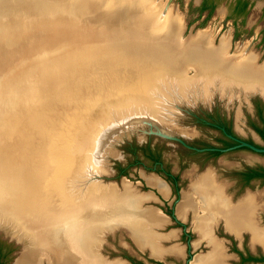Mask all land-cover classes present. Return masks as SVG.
Returning <instances> with one entry per match:
<instances>
[{
	"label": "water",
	"instance_id": "1",
	"mask_svg": "<svg viewBox=\"0 0 264 264\" xmlns=\"http://www.w3.org/2000/svg\"><path fill=\"white\" fill-rule=\"evenodd\" d=\"M44 1L48 8L56 6L58 9H69L71 2ZM169 3L170 0L164 2L160 16ZM40 4H43L40 0H0V6L20 10L30 19L37 16L34 10ZM50 13L46 21L48 26L13 31L15 44L0 45V225L15 232V241L22 244L20 253L34 237L37 220L41 219L42 225L44 219H54L56 208L61 206L60 195L67 197V202L79 203L73 190L84 192L87 185L97 182L121 187L124 175L118 181L112 179L103 183L101 179L112 173L107 162L111 155L108 149L113 151L118 138L127 134V129L135 123L144 124V127H137L141 132L187 145L178 133L163 128L156 120L157 115H162L158 108L168 114L172 112L158 106L160 95L157 92H161L158 88L162 84L178 83L179 86L180 78L191 81L198 76L193 64L184 65V72L177 73L171 62L159 53L136 46L127 38L111 37L107 33L109 28L104 32L107 34L97 33L94 37L74 33L72 26L81 24L80 14L69 17L63 11ZM92 14L87 15L93 19ZM26 19L23 16L24 21H29ZM85 26L96 28L93 22ZM114 28L117 31L119 26ZM182 31L181 38L193 32L188 30L185 34ZM111 33L115 35L116 32ZM63 37L70 43L68 47L80 50L81 56L70 64L63 63L52 72L34 63L17 65L18 58L27 49L39 48L46 40ZM20 38L38 42L26 48L27 45H18ZM211 82L209 88L218 89L217 82ZM232 89L241 92L244 99L255 90L242 84H235ZM174 106L188 110V107ZM124 120L127 125L118 129L120 125L117 127L116 122ZM226 134L237 142L228 147H190L224 151L244 145L264 152V147ZM132 186L139 192L144 191L135 182ZM146 201L142 200L140 205H149ZM99 227L102 229L97 235L104 239L109 230L122 228L127 232L125 226L118 223H104ZM99 240H95V245ZM101 245L100 241L97 246L100 254Z\"/></svg>",
	"mask_w": 264,
	"mask_h": 264
},
{
	"label": "bare ground",
	"instance_id": "2",
	"mask_svg": "<svg viewBox=\"0 0 264 264\" xmlns=\"http://www.w3.org/2000/svg\"><path fill=\"white\" fill-rule=\"evenodd\" d=\"M71 2L70 8L75 14H80L78 17L81 24L78 27L75 24L72 26L74 33L78 35L94 37L97 33L98 35L109 33L111 37L127 38L128 42L136 46H145L151 51L159 53L160 57L171 62V66L176 69L177 73L184 72V65L193 64L197 72L196 75H198L201 71H198L196 66L197 57L215 58L213 59L215 65L208 61V65L218 69L215 73L209 75L203 73L202 76H197L191 81L186 77L180 78L181 84L179 83L177 87L182 92L180 94L183 98L190 97L191 101L197 97L208 99L211 81L217 82L218 89L214 90H218L219 93L220 91L225 93V89L232 90L235 84H242L246 88L255 90L258 88L264 90V61L259 64L256 60L258 55L252 50L241 58V62L235 63L237 60H234L235 57H232V54L224 55L229 45L228 36L222 37L216 53L212 49H208L210 47H202L209 43L211 38H207L206 34L195 37V46L193 43L182 45L190 37L199 33V29L196 33H189L184 38L180 37L182 29L174 31L173 34L167 32V24L166 22L162 24L161 20L165 17L170 3L164 14L155 16L147 15L143 7L137 6L139 3L133 6L129 4L122 6L123 4H110L107 0H71ZM153 12L156 13V11ZM91 13H94L92 14L94 15L93 19L87 15ZM159 20L161 22H157ZM91 21L96 24L95 29L85 26L87 23H92ZM109 25L110 27H108ZM117 25L119 26L118 33L114 28ZM108 28L110 32L104 33L108 31ZM203 31L209 32L210 30L205 28ZM111 32L117 34L112 35ZM220 82L225 84H220ZM214 86L216 87L215 84ZM189 94L192 95L189 96ZM238 94L240 93L238 92ZM173 96L177 95L173 94L171 97ZM202 99L200 100L202 101ZM173 107L175 108V106ZM119 123V121L116 122L117 127L120 125L118 129L127 125L125 120ZM145 178L147 183L156 184L158 190L162 194H166L164 189L166 185L163 186L158 178L150 176ZM203 180L209 184V187H205L204 184L201 187ZM213 183V176L209 172L205 173L198 181L196 180L190 193L183 195L177 205L179 216H183L188 207L193 210L194 229L200 238L205 237L212 247L207 255H197L191 264H223L221 244L210 237L211 225L218 218H222L225 227L230 230L247 228L251 235V242H259L264 249V224H257L254 220V211L256 208L264 210V204H258L254 200V196L251 195L232 203L228 196L223 195L225 193H223L222 187ZM87 186L89 187L84 192L76 193L75 190L72 192L80 200L79 203H72L70 200L69 203L67 197L60 195L61 206L56 208L57 214L54 219H44L42 225H40L41 219L37 220L34 237L16 257L15 264H29L28 258L31 261L29 256H34L32 258L34 264H41L42 258L47 259L49 264H120L116 259H105L97 251L100 241L104 242V238L98 236L97 231L102 229L99 225L104 223L124 225L127 234L132 239L135 236V240H133L136 245L148 248L149 252L155 256L161 255L165 248L160 240L166 237V234L155 231L153 227L162 226L165 216L159 209L152 208L151 205V207L140 205L142 200L155 197L151 192L149 194L137 191L126 178L122 179L120 188L100 182ZM50 221L52 222L50 223ZM168 234L173 235L174 231ZM132 235L134 236L132 237ZM95 240H99L98 245H95ZM209 244L207 243L210 248ZM169 251L178 253L179 246L173 244L169 247Z\"/></svg>",
	"mask_w": 264,
	"mask_h": 264
},
{
	"label": "flooded vegetation",
	"instance_id": "3",
	"mask_svg": "<svg viewBox=\"0 0 264 264\" xmlns=\"http://www.w3.org/2000/svg\"><path fill=\"white\" fill-rule=\"evenodd\" d=\"M202 1L199 0L196 7V16L198 18L202 17L201 19L204 21L213 12L215 1L205 0V7L199 8L203 3ZM210 5H212L211 8ZM248 5L249 0H234L231 6L229 4L227 9H223V13H226V17L232 18L233 23H237V18L242 23L248 11ZM259 17L261 19L259 40L264 43V5L260 9ZM182 20L183 28L187 27L184 18ZM198 29L202 30V27L192 25L191 30H193V33H196ZM236 35L235 30L233 34L223 33L220 38L228 36L230 45L232 36L236 37ZM206 36L207 38L212 36L213 44L220 42V39L213 40L211 31L206 32ZM227 50L229 54L237 53L239 58H243L250 50L254 51L249 42L245 41H238L233 51H230L229 47ZM254 52L258 54L256 60L261 64L264 57L260 53ZM242 101L245 103L242 111V125L245 133L239 132L233 126L234 117L231 111H226V107L214 103L207 107L188 108L187 111H184L195 125L191 132L192 137L185 138L180 135L187 145L173 139H161V137L157 140L145 139L140 142L134 138L125 141L126 158L124 162L114 161L113 163L115 177L118 178V176L128 174V168L131 166L136 168L139 166L142 173L138 170V174L146 185H150L144 178L147 175L158 178L163 186L166 185L164 186L165 196L154 185L150 186L153 190L149 189L152 195L155 196L153 198L158 199L154 202L159 203V205L161 203V207L151 203H149V206L152 205V207L158 208L165 216L163 225L155 226L153 229L166 234V237L162 238L161 241L163 248H165L162 250L163 258L157 259L148 256V250L144 248L147 261L157 264H169L170 262L174 264H191L197 255H207L210 248L206 243V238H200L194 229L191 208L188 207L183 216L177 214V205L182 199L183 192L190 191V186L200 174L207 171L210 174L213 173V180L218 183L221 181L222 191L228 194L227 196L232 202H235L243 192L248 190L258 204H264V189H262L264 184V152L253 150L244 145L224 151L211 148L195 150L190 147H228L237 142L226 133L255 146L264 147V90L258 88L252 91L247 99L243 98ZM166 140H172L178 144L172 159L168 158L166 152ZM212 150H217L218 153H213ZM226 152H234L235 161L220 162L218 159H226V157H222ZM208 166L211 171L205 170ZM131 182L133 183V181ZM142 190L145 192L146 189ZM260 209L262 208H256L254 211V220L257 224H264V210ZM158 227L162 230L157 229ZM172 231H174L173 235H167ZM221 235L224 237H221ZM210 237L221 244L223 264H264V249L259 242H251V235L247 228L241 227L238 230H230L225 227L223 219L218 218L211 225ZM173 244L179 246L178 253L169 251V247ZM199 244L207 246V251H195ZM122 255L131 264H148L141 257L135 258V256L127 254L126 251Z\"/></svg>",
	"mask_w": 264,
	"mask_h": 264
},
{
	"label": "rangeland",
	"instance_id": "4",
	"mask_svg": "<svg viewBox=\"0 0 264 264\" xmlns=\"http://www.w3.org/2000/svg\"><path fill=\"white\" fill-rule=\"evenodd\" d=\"M47 1H49V2L53 1V3H54L55 0H47ZM165 1L166 0H144V1L143 0H114V1L113 0H107V2H109L110 4H118V5L123 4L122 6H124L125 4H129L130 6H133L136 3L137 4L139 3V5H137V6L143 7L145 10V13H147V15H155V16H158L159 11L162 8V5L164 4ZM214 1H215V3L213 6V12L210 14V16L207 19H205L203 21L201 19L202 17L198 18V16H196V7L198 6L199 0H170L169 9L167 10L165 17L163 18L164 20L163 19L161 20L163 22H161L160 20L157 22H161L162 24H164L166 22V24H167L166 28L168 30L167 32H169L171 34H173L174 31H178V30L183 29L182 18H184L185 24L187 25V27H184V29L182 31L185 34L188 32V30L192 29V25H194V24L198 27H202V30L198 31L199 33H197L193 37H190L188 40L183 42L182 45H186V44L191 45L193 43V45L195 46V43H194L195 37L197 35L206 34V32L203 31V29H205V28H208V30H210L212 32L214 41L219 40V39L221 41L222 38H220V37L223 35V33L228 32L229 34L230 33L233 34V32L236 30V32H237L236 37L232 36L231 44L228 45L230 51H233L235 49V46L237 45L238 41H241V42L245 41V42H249L250 47L254 51L260 53L264 57V43L259 40V31H260L259 25H261V19H260L259 15H260V9L264 5V0H249L248 11H247V13L244 17V21L242 23H240L238 18H237V23H233L232 18L226 17V13H223V9H227L229 4L231 6V4L234 2V0H214ZM40 2H43V4H40L38 6V8H35L34 13H38V14L35 17L33 16L32 19H30L27 15H25L24 12L22 15L20 10H15L13 8L0 6V45H2L4 47H10V46L15 44V39L13 38L14 37L13 31H21V30L23 31L24 29L37 30V28L42 29V27L48 26V23L46 21L48 19H50V15H52L50 12L57 11V12L61 13L63 11V14L66 13V15H68L69 17H72L73 16L72 14H74V12L71 8H69V9H65V8L60 9L59 8L58 9V8H56V6H52L51 8H48V6H47L48 4L44 0H40ZM150 4H151V6H149ZM153 6H155V7H153ZM153 11H156V13ZM23 16L25 18L29 19V21L27 19H26L27 21H24ZM69 19H71V18H69ZM189 25H191V26H189ZM191 31H193V30H191ZM17 36H18V34L15 37H17ZM19 36H20V33H19ZM210 37H212V36H210ZM63 38H60L58 40L54 39V40H51L50 42L48 40H46V42H44V40L39 41V42H44V43L39 48H33L30 50L27 49L26 53L21 55L18 58L17 65H19V64L25 65V63H28V64L34 63V64H36V66L38 68L44 69L46 72H52L53 69H56L57 67L61 66V64H63V63L70 64V62H72L73 60H75L81 56L80 50H78L76 47H73V48L68 47V45H70V43H68V40H66L65 37H63ZM36 42H38V40L32 41L29 39L25 40L24 38H20L18 41V45L19 46L20 45L21 46L27 45L26 46V48H27L28 46H32V45L36 44ZM194 46H192V47H194ZM202 47L203 48L204 47L205 48L210 47L208 49H212L213 51H215L217 53L219 44H217V45L213 44L212 38H210L209 43H207L206 45H204ZM227 53H228V50H226L224 55H227ZM232 55H233L232 57H235L234 60H237L235 63L241 62V58L238 57L237 53H233ZM213 59H215V58L208 59V58H205L202 56L197 57L196 66H197L198 71H201L200 74H198V76H202L203 73L209 75V74L215 73V71L218 70L217 68L214 69L210 65H208V61L215 65V63L213 62ZM46 72H43V73L46 74ZM40 75H42V73ZM220 84H225V83L220 82ZM177 86H178V84H176V83H174V85H171V83H170L169 85L168 84H162L160 86V88H158V90L161 91V92H157L158 96L160 95V98H157L158 106L160 105L162 108L164 107L167 110L172 111V112H170L171 114H168V113H165L164 110H161L160 108H158L160 110V113H162V115H160V116L157 115V118H156V120L158 121L160 126H162L163 128H166V129H171L172 131H175L179 135H183L185 138L192 137L191 132L193 131L195 125L192 123V120L185 114L184 110H179L178 108H176V106L174 108L173 107L174 104L180 106V108L188 107L191 109H195V108H199V107H207V106H210V105L215 103L217 105L226 107V111H231L233 113V117H234L233 118V126L239 132L245 133V131L243 129V125H242V122H243V112L242 111H243L245 103L242 101V99H243L242 93L239 92L237 89H232V90L227 89L225 93L220 91L221 94L218 93V90L216 91V90L212 89L208 93L209 94L208 99H205V98L202 99V97H197L196 99L191 101L190 97L189 98H186V97L182 98L181 94L179 95L180 96L179 98L177 96L171 97L173 94L178 95L179 93H182V92H180V90ZM227 86H229V85H227ZM175 91H179V92L175 93ZM212 92H213V94H212ZM238 92L240 94H238ZM197 93H199V92H197ZM233 94H235V95H233ZM190 95H192V94H189V96ZM200 99H202V101ZM172 100H173V102H172ZM25 105H26V103H25ZM137 127L138 128L144 127V124L135 123V125L133 127H130L127 129L129 131L127 134H124L123 136L118 138L119 140H117L115 142L113 151L110 148L108 149V152L111 155L108 156L107 162H108V164H110L109 166L112 169V173L107 175V176L102 177L101 182L103 181V183H104L106 181H111L112 179H115L118 181V178L120 176H118V178L115 177L113 163H114V161L124 162V160L126 158V151L124 148L125 141H127L128 139H131V138H134L138 142L143 141L145 139L146 140L147 139H150V140L159 139V136L154 135V134H148V133L141 132L139 129H137ZM165 146H166V152L168 153V158L172 159L174 157L173 155L176 153V149L178 148V144L175 141L166 140ZM223 156L226 157V159L228 160L227 162L235 161L234 152H231V153L226 152L222 155V157ZM138 170H139V172L142 173L139 166H137V168L134 166H131L130 168H128V174L125 175L126 179L129 181H133V183L135 182L137 184V186L139 187V189H141V190L146 189L145 192H147V193L151 192V191H149V189L153 190V188L150 187L153 184L146 185L144 183V180L138 174ZM205 173H208V171ZM205 173L200 174L194 180V182L190 186V191L192 189L193 184L196 182V180L198 181L200 179V177L202 175H204ZM143 176H144V174H143ZM149 176L152 178H155L152 175H149ZM149 176L148 175L144 176V178L149 177ZM145 180H146V178H145ZM201 183H202L201 187L203 186V184L205 187H209V184H207L206 181L203 180V182L201 181ZM217 183L218 182L214 181L213 184L222 187V185L220 183H218V184ZM214 185L213 186L211 185V186L215 187ZM262 189H264V184L262 185ZM190 191L189 192L184 191L182 194V197L186 193L187 194L190 193ZM155 194H157V193L155 192ZM223 195L227 196L226 194H223ZM247 195L253 196L251 193H245L243 196L239 197L235 202H238L242 198H245ZM159 199L161 200L160 197H159ZM235 202H232V203H235ZM145 203H148V204L151 203L153 205H157L158 207H161L160 206L161 203L159 205V203L154 202L153 199L152 200L148 199V201H146ZM152 208H156V207H152ZM192 213H193V210H192ZM223 222H224V220H223ZM157 229H159V227ZM159 230H162V229H159ZM106 237L107 238L102 243V246L99 247L100 248L99 250L102 252V255L104 257L105 256L122 257L123 256L122 254L124 253V251H126L127 254H130L132 256L137 255L138 257L146 259V250L144 248H142V251H140L135 246V244L131 241V239H129L126 236V232L124 229H122V228L117 229L112 234H108ZM136 237H138V236H136ZM221 237H224V236L221 235ZM0 238L11 242V244L14 246V248L9 253V259H8V261L6 260L5 264H15V259L20 254V251H21V249H20L22 246L21 242L19 243V242L15 241L16 240L15 232L12 229L8 228L7 226H1L0 225ZM124 241L126 242V247H122V245H121V242H124ZM206 242L209 244V242L207 240H206ZM206 249H208L207 246L199 244L198 247L195 249V251H197V252L204 251L205 252V251H207ZM211 249H212V247L210 245V250ZM210 250L208 251V253L210 252ZM200 253H202V252H200ZM38 254H40V253H38ZM29 257H31V261L28 258L29 264H34V260H32V258L34 256H29ZM123 257H125V256H123ZM35 262H37V261H35ZM41 264H49V263H48L47 259L42 258ZM125 264H131V263L128 260V263L126 262Z\"/></svg>",
	"mask_w": 264,
	"mask_h": 264
},
{
	"label": "crops",
	"instance_id": "5",
	"mask_svg": "<svg viewBox=\"0 0 264 264\" xmlns=\"http://www.w3.org/2000/svg\"><path fill=\"white\" fill-rule=\"evenodd\" d=\"M220 162H227L228 160L227 159H225V158H220V159H218ZM218 161V162H219ZM229 163V162H228ZM211 168H209V166L205 169V170H210ZM204 171V170H203ZM202 171V172H203ZM211 171V170H210ZM212 173V172H211ZM212 175H213V173H212ZM219 183L220 184H222L221 183V181H219ZM156 188H157V186H156V184H153ZM158 189V188H157ZM159 191V190H158ZM161 194H162V192L161 191H159ZM245 193H250L248 190L247 191H245V192H243L240 196H242L243 194H245ZM162 195H164V194H162ZM166 195V194H165ZM164 195V196H165ZM226 195H228L227 193H226ZM115 230H117V229H113V230H109V231H107L106 233H105V235H104V237H105V239L107 238L106 236L108 235V234H112ZM126 232V231H125ZM126 236L129 238V239H131V241L133 242L135 239H134V237H133V235H132V237H133V239L131 238V236L130 235H128L127 234V232H126ZM104 239V240H105ZM161 241H162V239L160 240V243H161ZM134 244H135V246L140 250V251H142V248H145V249H147L148 251H147V255L148 256H151V257H153V258H157V259H160V258H163V255H162V253H161V255L160 256H155L154 254H152V253H150L149 252V249L148 248H146V247H139L138 245H136V243L134 242ZM121 245H122V247H126V242L124 241V242H121ZM102 246V245H101ZM101 252V251H100ZM101 255H102V252H101ZM103 256V255H102ZM135 257H138L137 255H134ZM104 257V256H103ZM123 257V256H122ZM119 257V256H114V257H110V256H105L104 258L105 259H107V260H109V259H116V260H118L119 262H120V264H125L126 262L128 263V260H127V258H125V257ZM143 259V261L144 262H146V263H148V264H157V263H151L150 261H147L145 258H142ZM169 264H174V263H169Z\"/></svg>",
	"mask_w": 264,
	"mask_h": 264
},
{
	"label": "trees",
	"instance_id": "6",
	"mask_svg": "<svg viewBox=\"0 0 264 264\" xmlns=\"http://www.w3.org/2000/svg\"><path fill=\"white\" fill-rule=\"evenodd\" d=\"M203 3L199 6V8L205 7V0L202 1ZM212 5H210L211 8ZM213 153H218L217 150H212ZM154 157V156H152ZM124 173V172H123ZM14 248V246L11 244V242L6 241L4 239L0 238V264H5L6 260L9 259V253Z\"/></svg>",
	"mask_w": 264,
	"mask_h": 264
}]
</instances>
